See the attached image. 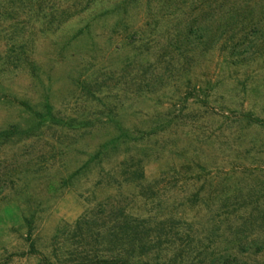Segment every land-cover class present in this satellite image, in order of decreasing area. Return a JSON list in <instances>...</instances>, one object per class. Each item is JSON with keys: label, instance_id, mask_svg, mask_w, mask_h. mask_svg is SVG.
<instances>
[{"label": "rangeland", "instance_id": "374dc122", "mask_svg": "<svg viewBox=\"0 0 264 264\" xmlns=\"http://www.w3.org/2000/svg\"><path fill=\"white\" fill-rule=\"evenodd\" d=\"M252 118L264 0H0V264L75 262L111 210L193 236L147 264H264ZM196 164L221 213L173 205Z\"/></svg>", "mask_w": 264, "mask_h": 264}, {"label": "trees", "instance_id": "16d2710c", "mask_svg": "<svg viewBox=\"0 0 264 264\" xmlns=\"http://www.w3.org/2000/svg\"><path fill=\"white\" fill-rule=\"evenodd\" d=\"M247 120L248 124L264 127V119L252 118ZM235 130L237 131V129ZM189 171L188 168H173L162 173V175L169 176V181L166 182L175 184L177 180H182L180 185L176 183L175 185L168 186L172 192L177 191V188H179L178 191L184 192L185 195L183 202L177 203L174 200L173 205L177 207L187 205L186 208L188 209H192L195 206H205L210 209L219 205L215 208L214 212L221 213L224 206L218 203L217 197L212 192L209 191L207 193L204 190L206 187H212L211 183L208 182V178L215 176L213 172L205 166L197 164L194 170ZM180 174L183 175L179 179H176L175 176H179ZM200 181H202V184L198 187L197 185ZM189 182L192 183L190 187L188 186ZM149 190L151 191V188ZM149 198L151 196L147 195L146 200ZM110 216L113 218V224L107 230L103 232L98 230L95 233L96 240L93 248L82 250L79 259L75 262L68 260L61 264H147L150 257L155 258L154 255L159 254V246L162 243L161 238L165 237V239H172L176 242L179 240H193V236H190L189 233L180 235L179 231L174 230V227L166 230L163 228L157 230L155 225H152L153 221L151 219L144 218L137 222L136 219L122 214L120 210H111ZM84 239L86 240L87 238L85 237ZM87 244L84 243V248H86Z\"/></svg>", "mask_w": 264, "mask_h": 264}]
</instances>
